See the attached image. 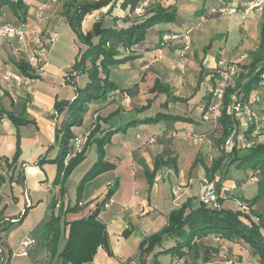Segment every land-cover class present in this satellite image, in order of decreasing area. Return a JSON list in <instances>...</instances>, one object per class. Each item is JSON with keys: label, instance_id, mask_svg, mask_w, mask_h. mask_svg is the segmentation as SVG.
Listing matches in <instances>:
<instances>
[{"label": "crops", "instance_id": "crops-1", "mask_svg": "<svg viewBox=\"0 0 264 264\" xmlns=\"http://www.w3.org/2000/svg\"><path fill=\"white\" fill-rule=\"evenodd\" d=\"M44 1L45 0H27L30 9L25 21L21 22L17 17L14 16L12 11H6L1 18L5 20L8 19L17 26L22 25L28 30L26 41L24 43H16V45L12 47L8 42L0 40V69L2 71L13 70L15 73L23 75L16 66V62L22 60L26 63H29L34 73L33 78L26 76L27 80L22 86H19L14 78L9 81L0 82V110H13L16 112V115H18L20 111L19 107L23 106L25 107L24 116L26 119L32 121L28 124L16 126L7 117V115L0 114V130L2 126L7 129V135L0 132V173L7 177V181L0 185V193L2 195L3 201L2 206H5V204L8 202H16L19 200L17 194H15V183H21L15 180L12 183L8 181L11 172L5 163V158H12L13 155H15L19 145V162L23 165L24 173V182L21 185H23L25 190V206L27 208H35L36 210L41 209L44 212L42 220L47 219V216L50 213L49 206L53 200L57 201V205L53 211L54 215H58L61 207H68L65 205L64 201V197L70 192L68 188L66 189V181L69 180L71 174L78 167L84 165L83 163H87L88 155L90 153L94 152V155H97V157H95L96 159L93 161L91 160V164L88 165L89 167L87 171L98 158V153L95 146H91L87 152L84 162L79 164L80 166L77 165V167L72 171L70 176L63 184L62 189L60 185H55L54 183L52 187H49L48 182L41 183L44 180V173L46 180H49L46 166L48 163V165H51L50 163L52 162L48 161L40 164L38 161L41 158H46L48 160L54 159L50 154L52 150L56 153V148L58 153L59 146L55 147L57 145L55 139V127L59 125L66 117V112H62L55 116L56 100H72L75 97L74 84L79 87H83L88 81L86 73L72 72L73 66L78 59L80 52L85 50L87 47L79 40L78 36L64 16V0H59L56 4H54L53 7L47 10L44 19L38 21L35 17V13L37 7ZM221 1L223 0H147L145 2L146 5L149 3L160 2L164 6H175L178 11V20L172 24L178 26V29H169V31L168 29H158L156 32L152 33L150 31L149 33H151L153 36L152 40L154 41L155 44H153L155 46L153 44H147L150 35L148 34L147 39L141 45H138V48H136V54L141 57L121 64L126 65L127 70L124 76L126 79L131 81H128L127 85L124 87L119 85L120 89L133 88L137 85V88L132 93H129L131 103L120 106L122 102L121 94H117V98H112L110 96L106 102L90 103L89 110L84 116V124L81 127L83 128L85 126L89 116H93L94 118L97 115L98 118H106L113 112L121 110V107L123 109V106L127 110H135V112L133 114H129V116H123L122 114H119L120 116L116 115L112 117L113 119L111 118V121L109 120L110 126L115 127L118 125H123L128 121V119L144 117L145 113H139V111H137L138 109H136V104L133 103L134 101H138L144 97L143 88L145 82H143V79L146 81L152 77H154V79H161L163 82L171 84V86L174 87L175 93L179 95L180 87L177 83L173 82L175 78L174 71L166 68L163 66V64H159L161 62H157L154 63L149 68V70L157 65H159L158 67L161 68L156 67L154 68V72L148 71L146 74L144 70V64L159 53L164 56L172 55L169 57L171 60L173 55H177V52L181 47V40L180 42H176L175 45L170 46L169 49L165 48L163 50H159L158 42L162 36L165 33L181 31L190 28L192 21L195 20L202 13V11L212 7L215 4L218 5ZM247 1L248 0H232L230 4L244 7ZM122 2L123 0L117 1V5L112 13H108V8H103L87 15L82 23L83 31H90L94 23L98 20H103L104 26L107 27L113 26L116 28H123L130 26L134 22L135 17L128 15L129 9H123L120 6ZM200 8L201 11H197ZM252 13L254 14H252L249 23L246 24V28L248 30L256 29L258 33V40L254 47L246 50L247 52H240L238 58L241 57L242 53L244 52L249 54V52L255 50L259 44V30L260 24L264 20V9L262 12L254 11ZM128 16H130L131 19ZM247 16L244 17L247 18ZM114 17H117L118 19L114 20ZM127 17L128 19H126ZM153 46L154 48H151ZM226 51L229 54L232 52V50L229 49ZM32 56L36 57L35 62L30 61ZM217 56L214 57L208 55V57L204 60V65L206 66V63L208 62L210 64L213 63L212 67H214L217 61ZM84 77L85 79L80 83V78ZM205 79L207 81V76ZM206 81H204V83H206ZM259 93L262 96L261 108L264 112V92L260 90ZM111 99H118L119 102L112 101ZM117 116L118 118L115 119ZM125 117L126 120L124 121ZM194 119L195 120L193 123L184 122L186 125H189V127L185 129L202 130L203 125L201 124L200 119ZM181 123L183 122H180V124ZM29 125H33L35 130L31 138H26V136L23 135L22 128ZM81 127L74 128V131L77 135L80 134ZM150 127V125L144 124L132 126L128 128L126 132L115 134L112 137L111 142L106 146V159L109 162L114 163L115 168L100 174L94 179V181L102 178L106 174L123 172V174L125 173L127 176L128 184L126 190L124 191L121 190L122 185L118 186V191L116 190L113 195L115 198L114 202L110 203L107 207H104L106 210L99 214V219L106 224L109 234V242H112L114 239L113 236H115V245L114 247L112 246L113 255H109L103 247H99L93 261L85 264H108L110 260L115 262L120 261V264H131L134 261H137V264H140L138 252L142 240L154 233H157L164 226H166L168 224L169 213L172 210L179 208L189 198H199V182L195 185L194 180L191 179V175H188L193 162L189 163L188 169L183 170L181 168L182 164L186 165L188 163L186 162L188 154L184 152L182 148H179L178 150L177 148L174 149L172 141H167L165 138H161L159 136L167 127L177 129V124L175 123L174 126L166 124L165 127L164 125H161V128L158 132H152V128ZM13 134H16L14 153L10 156L4 153L2 154L1 152L5 149L6 145L11 147L12 142L8 140L9 136H12ZM148 143L151 144V147L155 148L163 146V150H158L155 152L154 158L166 150L170 151L172 155L177 158V164L179 167V172L176 173L174 178L171 177L170 168H167L166 170L164 169L162 170L163 172L161 171L158 173L151 190H149V185L143 170L144 164L152 167L146 151V145ZM21 145L22 147L23 145H26L32 149L30 156L33 158L30 159V163L26 162L24 158L22 159L23 149L20 148ZM50 145H53V149L48 151ZM164 145H167V147L164 148ZM34 149L37 150L34 151ZM194 158L193 160H195ZM201 169L203 170V167H201ZM7 172L9 173V176H7ZM185 172L187 175L185 178H183L182 176L183 174L185 175ZM112 178L114 177L111 176V178L108 179L109 181L102 184L101 188H105L107 184H110L109 187L114 185L118 178L115 177L116 179L113 181ZM159 180L165 181L166 184L167 180H170V182L173 180L175 181L174 183L179 181L186 182L192 185V189L190 192H182L176 197L172 193L175 190L172 189L173 185H171L169 188V195L172 199V203L168 205H159L152 202V192L155 191ZM223 185V191H228V193L224 192L226 198V195L230 196V189L233 191L234 187L236 186V182L233 178L231 180L227 179L224 181ZM141 187L142 189H140ZM101 188H98L96 192H92V195L88 196L85 200H81L82 203L86 204L91 202L89 200H92L93 202L95 199L96 202L91 203L89 208H83L77 212L65 213L62 220L66 222H72L77 219L88 217L95 209L100 198L103 196L98 195ZM5 189L7 190L4 191ZM232 198L234 199L235 197ZM143 199H146V205ZM35 200H37L36 203L34 202ZM226 200L228 199L226 198L223 203H221V207L234 209V207H231V205L227 207ZM193 205L198 206L199 203L195 204L193 201ZM236 207L238 208V206ZM35 209L33 211H35ZM33 211L29 212L27 210L22 224H24L31 217ZM22 214L23 211H20L19 213L11 214L10 218H17ZM8 216L9 215H5L6 220L9 218ZM3 217L4 216L2 215V218ZM63 228L64 230L62 237L58 243V253H60L66 245L69 225H65ZM26 235L27 233H25V236H20L17 241L12 243H10V238H8L7 241L6 239L5 241H0V256L3 255L4 257V255H6V251L1 248L3 247L4 242H6V246L10 249L9 255H7L5 258H2L3 260L5 259L6 262L10 260L9 264H58L59 259L57 256L53 259L49 258V253L45 244L40 241L42 235L37 240H34L29 236L35 241V243L30 245L24 254L23 250L21 249V242L26 237ZM166 242L168 243L169 240ZM203 243L208 246L209 249L202 248L200 251L201 258L199 259H194L193 255L190 254L184 259H177L169 256L167 260L161 259V261L166 264H233L234 262H239L242 264V262L239 261L240 254L242 252H237L236 248H231V246H237V243L226 241L215 236L205 237L203 239ZM127 250H129V253H122ZM130 250H132V252H130ZM204 256L209 258V261L203 260ZM250 256L252 258L251 262H253L256 259V256L253 254ZM22 258H24V260L28 259V263H26V261L19 260ZM245 264L251 263L249 261Z\"/></svg>", "mask_w": 264, "mask_h": 264}, {"label": "trees", "instance_id": "trees-1", "mask_svg": "<svg viewBox=\"0 0 264 264\" xmlns=\"http://www.w3.org/2000/svg\"><path fill=\"white\" fill-rule=\"evenodd\" d=\"M117 1L64 0L63 3V13L67 22L79 40L87 47L80 52L72 72L86 73L88 81L83 87L74 84L75 97L72 100H56L55 116L66 112L65 119L55 127V139L59 145L58 153L54 159L48 160L41 158L38 161L40 164L48 161L57 164V175L54 184L60 185L61 189L66 179L85 157L84 154H79L70 159L69 163L65 166L66 156L72 150L73 140L77 136L74 128L83 124L84 116L89 109V104L93 102H106L111 94L117 90L132 93L137 88L136 85L133 88L120 89L119 84L110 77L111 68L141 57L136 54V48L146 40L147 34L153 27L159 23H175L178 20V11L175 6H164L160 2L146 5L145 2L147 0H123L120 6L123 9H129L130 16H136L130 26L123 28L107 27L104 26L103 20H99L94 23L92 30L87 32L83 31L82 22L88 14L108 5H111L108 11V13H111L116 7ZM223 1L230 4L232 0ZM142 5H144V14H136L135 9ZM29 9L27 0H0V22H11L8 19H1L6 11H12L14 16L21 22L25 21L29 14ZM130 16L128 17L130 18ZM116 19L118 18L116 17ZM161 40L162 38L160 42ZM160 42H158V48L161 47ZM248 55L250 61L243 66L244 71L240 72L239 78L233 84H230L224 92L222 113L217 120V124L209 132L189 129L194 135L202 134L204 137H207L219 150V155L212 159L210 166L202 158L197 156L191 166V170L200 162L205 172H207L206 176L210 179H215L219 176V191L222 189L224 181L228 179L227 175L232 165H235L238 170L245 173L247 171H252L253 173L260 172L261 182L258 185L257 195L251 199H241L248 203V210L209 207L201 200L198 206H194L193 201L195 197L189 198L179 208L169 213L168 224L166 226L157 233L142 240L138 252L140 264H146V259L149 254H153L154 256V264H166L160 259L163 255L184 259L192 254L194 259H199L201 258V249H209L203 243V239L209 236H215L233 243H244L248 245L252 254L258 256L260 264H264V211L257 212L251 209L252 205L264 199V141H259L249 145L245 150H241L238 147L237 136H235L232 149L226 151V141L231 136L236 122L237 124L239 123L229 108L231 100H234L233 95L238 96L244 105L247 103L252 104L257 102L252 101V97L258 94L261 89H264V20L260 24L259 44ZM220 59V56H217V60ZM16 66L23 75L34 77L32 67L28 62L18 61L16 62ZM212 73L213 78L218 76V70L216 68ZM215 84L213 85L215 86ZM151 89L156 94L166 95L167 99L164 104L172 101H182V98L174 93L175 90L170 84L167 85L158 79ZM211 101L212 90L208 97V102L202 109V114ZM19 109L18 115H16L15 111L6 109H1L0 114L7 115L16 126L32 122L24 116L25 107L20 106ZM138 109L139 113L146 110L144 106ZM118 113L119 110L102 119L108 122ZM201 119H203V116ZM194 120L193 117L189 116H180L170 112H158L155 115H145L144 117L128 119L125 124L115 127L110 126L100 134H98L100 131L98 124L90 134V139L96 145L98 158L78 185V193L80 196L77 203L73 207H61L58 215H54L53 212L57 201L53 200L49 206L50 213L47 216L42 238L40 239L48 250L49 258L53 259L57 256L59 259L58 264L90 263L93 261L99 247H103L109 255H113L106 224L99 219V214L104 209L107 201L110 200V197L118 189V180L109 188L107 195L96 204L95 209L88 217L72 222H66L62 218L65 213L77 212L84 208L83 205H79V201L81 200L82 190L88 182L100 174L115 168V164L106 159V146L111 142L115 134L126 132L128 128L142 124L151 125L164 121L168 125L174 126L177 122L193 123ZM200 122L203 125L207 121L204 120L203 122L200 120ZM256 127L257 123L254 121L242 130L248 140L252 139ZM174 131L176 129L167 127L159 136L166 140L168 138V141H172ZM19 152L18 145L15 155L12 158H5V163L11 172L8 181L12 183L15 180L22 184L24 182V173L23 165L19 162ZM163 168L174 169L176 172L179 171L177 158L167 150L155 157L152 169L147 164L143 166L149 190L153 187L158 172ZM6 181L7 177L0 173V185ZM218 201L223 203L224 199L219 197ZM1 202L2 195L0 193V206ZM27 209L21 216L4 221L2 218L3 210L0 208V227L1 223H22ZM65 225H69L66 245L58 253V243L62 237L63 226ZM7 229L8 226L2 227L0 233ZM167 240H169L168 243L166 242ZM203 260L209 261V258L204 256ZM9 262L10 260L1 264H9Z\"/></svg>", "mask_w": 264, "mask_h": 264}, {"label": "rangeland", "instance_id": "rangeland-1", "mask_svg": "<svg viewBox=\"0 0 264 264\" xmlns=\"http://www.w3.org/2000/svg\"><path fill=\"white\" fill-rule=\"evenodd\" d=\"M45 2H46V0L42 3H45ZM110 6L111 5H108L104 8H108V11H109ZM213 6H217V4H215ZM99 10H101V9H99ZM197 11H201V8L198 9ZM204 12H206V10L202 11V13H204ZM252 12H254V11L248 12L249 16H247V18H245L242 13H236V14L214 15V16H211L209 18H206L204 21H201V22L199 20V16H200L199 15L195 20H193L191 23V26H190V28L192 29V33H191L192 42H191L190 48L187 51L186 55L180 56V49H179L177 52V55H173V57L170 60L169 57L172 55L164 56V55H161V53H159L161 55V58L157 61V62H161L159 64H163V66H165L166 68H169L170 70L175 72V74H174L175 78H174L173 82L178 84V86L180 87V91H179V95L176 94L175 92L174 93L178 97L182 98L181 99L182 101H172L170 103L164 104V102L167 99L166 95L165 94H156L155 91H152V89H151L153 87L155 81L157 80V79H154V77H152L151 79H148L147 81L145 79H143V82H145L144 88H143L144 97H142L138 101L133 102L134 104H136V109L144 106V108L146 109L144 111L145 115H155L158 112H170V113L178 114L180 116L182 115V116H189V117L197 118L198 120L200 119L204 122V120L201 119L202 109L205 107L206 103L208 102V97H209L210 92L214 86L213 84H215V82H216L217 77L213 78L212 71L216 68V64L218 61V60L216 61V64L214 67H212L213 63L210 64L207 62L206 63L207 67H206L204 65V60L208 57V55H211L214 57L218 55V56H220L221 59L222 58L226 59L227 62L236 66L237 68L240 69L241 72H243L244 71L243 66L250 61V57H249V55H247L248 58L246 60H242L241 57H239L240 59L238 58V55L240 54V52H243V51L247 52L246 51L247 49L254 47L255 43L258 40L257 30L256 29L248 30L246 28V24L249 23V21L252 17V14H254ZM132 16H134V15H132ZM134 17H136V16H134ZM113 19L116 20V17H114ZM158 29H168V31H169V29L176 30V29H178V26L173 25L172 23H159L158 25L153 27V29L151 30V33L156 32ZM176 32H179V31H176ZM151 33H148V34H150L149 39L147 41L148 45H152L154 43V41L152 40L153 36ZM148 34H147V36H148ZM165 34H167V33H165ZM146 39H147V37H146ZM176 42H180V39L171 43L166 48L169 49V47L175 45ZM154 46L151 48H154ZM158 49L160 50V48H158ZM163 49H165V48H163ZM163 49H161V50H163ZM227 49L232 50L231 54H229L226 51ZM245 52L242 53V55L247 54ZM157 62H155V63H157ZM158 66L159 65L154 66L150 70L144 68L145 73L148 71L154 72L155 71L154 68H156V67L161 68ZM126 68H127L126 65H119V66L112 67L111 71H110L111 79L123 87L127 85L128 81H131V80L126 79V77L124 76V74L127 70ZM206 69H207V71L205 72ZM160 72H163V71H160ZM161 76H163V75H161ZM206 76H207V81L205 79ZM84 79H85V77L80 78V83ZM158 80L163 82L161 79H158ZM204 81H206V83H204ZM233 83H231V84H233ZM166 84L168 85V83H166ZM170 86H171V84H170ZM261 90H262V92H264V89H261ZM117 94L118 95L121 94V96H122V100H121L122 102H121L120 106L124 105L123 98L125 95H129V93L117 90L111 94V97L117 98ZM256 95H258L261 99H260V101H257L255 103L250 104V106L255 111V114L259 117V120L257 122V127L253 133L252 139L248 140L245 137L242 130H244V127L246 126V119H245V116L241 115V112L237 111L238 114L234 113V115H235L236 121H238L239 123L237 124V122H236L235 128L232 130V133L230 136V139H231L230 142H227L228 139L226 141V151H230L232 149L233 143L235 141V136H237L238 147H240L241 150H245L249 145L255 144L259 141H264V112L262 111V108H261L262 96L260 95V93H258ZM146 96L147 97L149 96V97L147 98ZM233 96H236V95H233ZM111 100L112 101H118V99H111ZM249 102L251 103V101H249ZM130 103H127V104H130ZM229 106H230L229 107L230 112L232 113L233 100H231V103L229 104ZM137 111H139V109ZM134 112H135V110H127L123 106V109L121 107V110H119V113L117 115L120 116L119 114H122L123 116H129V114H131V113L133 114ZM118 116L115 117V119H117ZM125 120H126V117L124 118V121ZM83 124H84V121H83ZM83 124L81 126H83ZM98 124H99V128H100V131L98 134H100L104 129H107L108 128L107 126H110L109 121L106 122L102 118L99 119L97 117V115L94 118H93V116H89V118L87 119L85 126L83 128L81 126H79V128L81 127V129H80V134L77 136H82L84 138V144H83L82 150L77 155H79V154L85 155V157L83 158V161L81 163L84 162V159L87 156V152L89 151V148L91 146H95V148H96V145L93 143V140L90 139V134ZM160 124L162 126L164 125V127H165L167 123L165 124V122L162 121V122H160ZM160 124L159 123L158 124H151L150 128H152V132H158L161 128ZM176 124H177V129H176V131L173 132V135H172L173 136L172 137L173 148L174 149L177 148V150L179 148H182V150L188 154V158L186 159V162H188V163L186 165L182 164L181 168L183 170L188 169L189 163L194 162L193 158L194 157L196 158L197 156L202 158L210 166L212 159H214L216 156L219 155V150L212 143V141L209 140L207 137H204V138H202V140H199V141H194V136H193L194 134L192 132H190L189 129H187V130L185 129V128H188L189 125H186L184 122L181 124H180V122H177ZM198 124H200V123H198ZM214 126H215V124L213 122H206V123H203L202 130L209 132V130L211 128H213ZM22 129H23V135L26 136V138L27 137L31 138L32 134L34 133V130H35L33 125L23 127ZM0 132L7 135V129H5L4 126L1 127ZM132 135H134V134H132ZM199 135H202V134H199ZM8 141L12 142L11 147H9V145H6L5 149L1 153L7 154L8 156H10L15 151L16 134L9 136ZM167 141H168V138H167ZM57 146H59L58 143L55 147H57ZM165 147H167V145H164V148ZM20 148L23 149L22 159L24 158L26 160V162L30 163L31 162L30 159L33 158L30 156L32 153V149L27 147L26 145L25 146L23 145V147L21 145ZM146 148H147L146 149L147 154L149 156V158H148L149 162L152 164V167L149 166V168L152 169L153 163L155 160V158H154L155 152H157L158 150H163V146L155 148V147H151V144L148 143L146 145ZM52 149H53V145H50V147L48 148V151H51ZM36 150L37 149H34V151H36ZM94 154H95L94 152L90 153L88 155L87 163H83L84 165H82V166L79 165L80 167H78L71 174L69 180L66 181V184H65L66 189L68 188V190L70 191L64 197V201H65L66 206H72L73 207L77 203V200L80 196L78 193L77 186L80 183L83 175L86 173V171L89 167L88 165L91 164V160L93 161L94 159H96L95 157H97V155H94ZM50 155L52 158H55L57 156V148H56V153L52 150ZM48 164L46 166V169H47L49 180H46V176L44 173V175H43L44 180L41 183H47L48 182L49 187H52L54 180H55V177L57 175V164H54V163H50L51 165H48ZM201 167H203V165L199 162L198 165L194 169L190 170L188 175L189 174L191 175V179L194 180L195 185L199 182V188H200V192H198L199 196H201L202 194H205L207 192V186H208V184H210L209 182H214V185H215V190H214V194H213L214 198L210 199V202L207 204V206L222 208L221 203L218 201L219 197H221L224 200L226 198L228 199V200H226L227 201L226 205H227V207H229L230 205H231V207L233 206L234 207L233 210H237L238 208L243 209V210H248V207H247L248 203L245 202L244 200H241V199L242 198L251 199L252 197L257 195L258 185L261 182L260 172L259 173H253L252 171H247V173H245L241 170H238L235 165L230 166L227 178L229 180H231L233 178L236 182V186L234 187L233 191L230 189V192H231L230 196L226 195V198H225L224 192L228 193V191H225V190L223 191V187L220 191L218 190L219 176H217L215 179H210L208 176H206L207 172H205L204 167H203V170L201 169ZM164 169L166 170L167 168H163L162 170H164ZM162 170H160L158 173H160ZM170 173H171V177L174 178L176 176L177 172L174 169H171ZM7 174H8L7 176H9L8 172H7ZM186 175H187V173L185 172V175L183 174L182 177L185 178ZM111 176L114 177V178H112V181L115 180L116 178H118V180H119L118 185L119 186L122 185L121 190H123V191L126 190L128 180H127V176L125 173L123 174V172H121V173L117 172L114 174H106L102 178H100L96 181H94V179H93L87 183V185L82 190L81 197H80L81 200H85L88 196H91L92 192H96L98 188H101V185L106 183L107 181H109L108 179H110ZM204 177L208 180L206 185H205V182L203 181ZM251 178H252V180H251ZM171 182H170V180H167V184H166L165 181H163V180L158 181L155 191L152 192V198H153L152 202L157 203L159 205H168V204L172 203V199L169 195V188L171 187V185H173L172 189L175 190L172 193L176 197L178 195H180L182 192L183 193L184 192H190L192 189V185H190L189 183L180 182V181L174 183L175 181H173V180H171ZM15 186H16L15 187V194H17L19 200H17L16 202L15 201L14 202H8L5 204V206H2L3 201L1 202L0 208L3 210L4 221H6L5 215H9L8 216L9 218L7 219V220H9V219H12V218H10L11 214H16V213H19L20 211L24 212L27 208L25 206V202H24V194H25L24 191L25 190H24L23 185L15 183ZM109 186H110V184H107V186H105V188L100 189V192L98 195H100V196L103 195V196H102V198H100L99 201H101L107 195V192L109 191V188H110ZM140 189H142V187ZM6 190L7 189H5L4 191H6ZM113 195L110 197V200H113L112 202H114V199H115L113 197ZM232 197H235V198L233 199ZM81 200L79 201V205H83L85 209L89 208L91 203L96 202V200L94 199L93 202H92V200H89V201H91V202H89L90 204L89 203L84 204L81 202ZM143 201L145 202V205H146V199H143ZM34 202L36 203L37 200H35ZM194 203L195 204L200 203V198H198V197L195 198ZM236 206H238V208ZM34 209L28 207L27 210L30 212V211H33ZM251 209H253L257 212H263L264 211V199L260 200L257 204L252 205ZM105 210L106 209L102 210L100 213H102ZM43 216H44V212L41 209H37V210L35 209V211L32 212L31 217L24 224L19 223V222H14L12 224L1 223L0 229L2 227L4 228L5 226H8V229L1 232L0 241L1 240L5 241V239L7 241L8 238H10V243H12V242L17 241L20 236H25V233H27L26 236H30L34 240L39 239L43 233L44 225L46 222L45 219L42 220ZM113 238L114 239L112 240V242H110L111 249H112V246L114 247L115 241H116L115 236H113ZM3 247H1V248L6 251V253H5L6 255H4V257H3V255L0 256V261L2 258H5L10 253V249L6 246V242L3 243ZM231 248H236L237 252L238 251L242 252L240 254V259H239V261H241L242 264L248 263L249 261L251 264H260V260H259L258 256H256V259L253 262H251L252 258L250 255L252 254V252H251V249L248 245H245L244 243H237V246H235V247L231 246ZM130 252H132V250H130ZM122 253L123 254L129 253V250L122 252ZM168 258H169V256H165V255L160 257V259H163V260H167ZM153 259H154L153 254H149L147 256V259H146V264H154ZM19 260L20 261H26V263H28V259L24 260V258H22ZM246 261H248V262H246ZM108 264H120V261L115 262L113 260H110V262ZM131 264H137V261H134ZM233 264H241V263L234 262Z\"/></svg>", "mask_w": 264, "mask_h": 264}, {"label": "built area", "instance_id": "built-area-1", "mask_svg": "<svg viewBox=\"0 0 264 264\" xmlns=\"http://www.w3.org/2000/svg\"><path fill=\"white\" fill-rule=\"evenodd\" d=\"M59 0H46L45 3L40 4L37 7L35 17L38 21H41L44 19L45 14L48 9H50L54 4H56ZM192 1H198V0H192ZM264 9V0H248L244 7H240L238 5H232L228 4L224 1H221L217 6H212L206 9V12L200 14L199 20L204 21L206 18H209L214 15H224V14H236V13H242L244 16L248 15V12L250 11H258L262 12ZM145 12L144 5L138 7L135 9V13L138 15H143ZM192 29L188 28L186 30H181L179 32H170L165 34L162 37V40L160 42L161 47L160 50L163 48L168 47L171 43L181 40L182 47L180 48V56H185L187 51L190 48L192 38H191ZM28 34V30L24 26H17L12 22H0V40L8 42L11 44L12 47H14L17 44L24 43L26 41V37ZM248 54H244L241 56L242 60H246ZM161 58L160 54H156L152 59H150L145 65L144 68L149 69L155 62H157ZM31 62L36 61V57L32 56L30 58ZM216 69L218 70V76L216 79V84L212 88V101L210 102L209 106L204 110L202 116L203 119L207 122H213L214 124H217L218 118L221 116L222 113V101L224 97V92L226 88L233 82H235L239 76H240V69L236 66L230 64L227 62L226 59H220L217 61ZM15 79L16 83L21 86L24 82H26L27 78L24 75H19L15 73L13 70H5L2 71L0 69V82L3 81H9L11 79ZM260 100V97L258 95H255L252 97V101H258ZM131 99L129 95H125L123 98V103L127 104L130 103ZM237 111L241 112V115L245 116L246 119V126L252 122H258L259 117L255 114V111L250 106V104H243L238 96H234L233 100V109L232 113H237ZM238 114V113H237ZM194 141H199L204 138L203 135L195 134ZM230 137L228 138L227 142H230ZM84 144V138L82 136H76L72 143V150L68 153L65 159V165L68 164L69 160L76 156L83 147ZM252 180V178H251ZM203 181L206 183L208 180L204 177ZM207 186V192L205 194H202L199 196L200 200L208 204L210 202L211 198H214V190L215 185L214 182H209ZM113 200L107 201L105 204V207L109 205ZM35 241L30 238L29 236H26L23 241L21 242V249L23 250V253H26V249L34 244ZM5 262V259L0 261V264Z\"/></svg>", "mask_w": 264, "mask_h": 264}]
</instances>
